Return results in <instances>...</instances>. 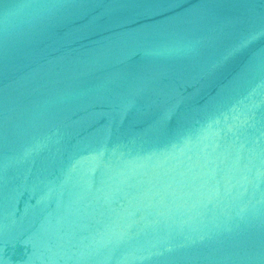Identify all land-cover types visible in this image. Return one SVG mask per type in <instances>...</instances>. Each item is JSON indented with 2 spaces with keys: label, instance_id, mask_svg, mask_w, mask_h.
Returning <instances> with one entry per match:
<instances>
[{
  "label": "water",
  "instance_id": "water-1",
  "mask_svg": "<svg viewBox=\"0 0 264 264\" xmlns=\"http://www.w3.org/2000/svg\"><path fill=\"white\" fill-rule=\"evenodd\" d=\"M0 264H264V0H0Z\"/></svg>",
  "mask_w": 264,
  "mask_h": 264
}]
</instances>
